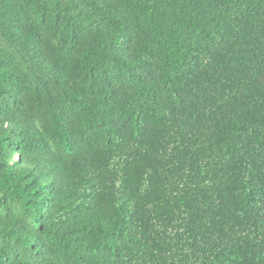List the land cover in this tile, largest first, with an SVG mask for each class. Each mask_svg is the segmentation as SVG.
Returning a JSON list of instances; mask_svg holds the SVG:
<instances>
[{
	"label": "trees",
	"instance_id": "1",
	"mask_svg": "<svg viewBox=\"0 0 264 264\" xmlns=\"http://www.w3.org/2000/svg\"><path fill=\"white\" fill-rule=\"evenodd\" d=\"M0 264H264V0H0Z\"/></svg>",
	"mask_w": 264,
	"mask_h": 264
}]
</instances>
